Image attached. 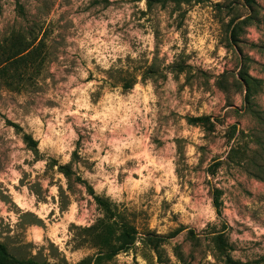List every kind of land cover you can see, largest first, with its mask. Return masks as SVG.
<instances>
[{"label": "rangeland", "instance_id": "374dc122", "mask_svg": "<svg viewBox=\"0 0 264 264\" xmlns=\"http://www.w3.org/2000/svg\"><path fill=\"white\" fill-rule=\"evenodd\" d=\"M0 244L264 264V0H0Z\"/></svg>", "mask_w": 264, "mask_h": 264}, {"label": "trees", "instance_id": "16d2710c", "mask_svg": "<svg viewBox=\"0 0 264 264\" xmlns=\"http://www.w3.org/2000/svg\"><path fill=\"white\" fill-rule=\"evenodd\" d=\"M23 51H25V50H23ZM23 51H21V52H23ZM30 53H32V49L25 54H20L19 58H26V56L30 55ZM198 119H203V117H198ZM59 170H62L65 175H68L69 166L67 164L59 165ZM214 192H215V194L218 193V191L216 189ZM96 200L99 204L105 205L106 209L109 210V208H107L106 201L100 199L99 197H96ZM214 204L216 207H218V200L216 199V197L214 198ZM216 212H217V214H219L218 208H216ZM114 223H115V221L112 220V218H110V217L107 219L98 218L96 220V223L93 224L91 227H89V230H93V231L100 229L99 232L96 234V237L102 238V240L99 241V244H102L105 248H107L106 249V251H107L106 257L107 258L115 255L119 251H124L125 249H127L126 244L130 243L133 240V235H131L125 229L124 224H122V226L118 227L119 229H117L118 231H116L115 237L112 238V236L115 233V230L113 229ZM111 239H113L114 242H118V245L117 246L111 245V247H108V245L112 241ZM98 259L99 258L95 257L94 263L97 262ZM89 261H90V259L86 258V259L81 260L79 262V264H85ZM0 264H46V263L40 262V261H37L34 259H27L24 261L15 260L8 254L6 248L2 244H0Z\"/></svg>", "mask_w": 264, "mask_h": 264}]
</instances>
